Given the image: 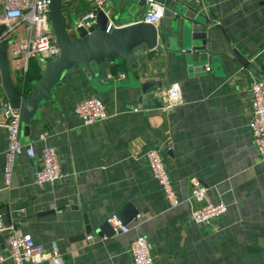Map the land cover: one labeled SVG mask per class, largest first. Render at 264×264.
Wrapping results in <instances>:
<instances>
[{
    "label": "crops",
    "instance_id": "0c3cea01",
    "mask_svg": "<svg viewBox=\"0 0 264 264\" xmlns=\"http://www.w3.org/2000/svg\"><path fill=\"white\" fill-rule=\"evenodd\" d=\"M176 1L210 26V60L190 63L164 42L146 51L135 70L121 59L101 63L98 81L110 87L104 104L108 119L90 125H83L73 109L86 98H98L97 90L81 69L66 73L51 102L39 108L28 136L20 127L21 143L32 146L34 157H17L8 188L3 179L6 130L0 127L1 221L29 234L35 244L47 247L55 241L64 264H132L128 248L137 236L147 240L153 264H264V164L248 128L249 87L259 77L231 56L235 50L255 69L264 67V0ZM117 2L109 0L110 12ZM91 8L90 0H62L68 30ZM145 10L131 23L140 21ZM30 61L24 72L20 58L10 59L15 85L43 73L41 60ZM119 74L126 78H108ZM147 83L148 93L158 98L178 85L182 103L169 112L143 108L140 87ZM2 103L0 123L5 120ZM44 148L55 149L63 177L39 188L35 174ZM150 149L162 155L181 200L175 208L167 206L151 176L145 160ZM192 179L206 189L207 201L225 205V214L206 225L192 223L187 202ZM126 204L138 213L122 220L129 232L98 236L99 226Z\"/></svg>",
    "mask_w": 264,
    "mask_h": 264
},
{
    "label": "built area",
    "instance_id": "2783aa9c",
    "mask_svg": "<svg viewBox=\"0 0 264 264\" xmlns=\"http://www.w3.org/2000/svg\"><path fill=\"white\" fill-rule=\"evenodd\" d=\"M92 8L81 15L72 25L68 33L74 37L78 30L91 31L99 12L109 17L107 8L109 0H90ZM50 0H0V26H4V33L0 34V42L8 43L10 58L23 61L24 72L27 63L31 59L41 60L43 65L47 60H55L60 50L55 42L54 33L48 21ZM164 7L156 3H149L144 14L143 21L156 26L163 19ZM115 26L108 20L105 28L110 33ZM73 34V35H72ZM14 37V39H12ZM11 38V41H10ZM209 69L207 68L206 71ZM264 75V74H263ZM108 78L121 81L125 74L117 76L108 75ZM1 91V88H0ZM250 92V120L248 128L251 134L253 146L264 164V80H253L249 87ZM162 111L169 112L182 103L181 92L176 84L170 85L159 97ZM140 107L134 109L139 111ZM1 112L5 120L0 127L6 130V147L4 152L3 179L6 188L15 168L18 156L25 154L28 158L34 157L31 145H23L20 140V115L12 110L6 103H2ZM74 114L83 125H90L108 119L104 104L98 98H86L77 103L73 109ZM45 134L40 139H45ZM146 164L152 178L162 191L165 203L172 209L180 205L179 199L169 178L159 151L150 149L145 154ZM42 165L35 174V184L39 188L49 183L60 180L63 177L57 153L54 148H44L41 151ZM192 186L191 197L187 200L190 205L191 221L195 225H206L212 220L222 216L226 212L223 203H210L207 201L206 189L196 179L190 181ZM192 201L200 204L192 208ZM139 216H137L138 218ZM105 223L114 234H127L129 227L116 215L108 217ZM0 235L2 236L4 252L0 251V264L10 261L13 264H64L58 244L51 241L47 247L35 244L31 236L13 225L5 226L0 217ZM91 236H87L90 240ZM132 264H153L150 247L143 236L135 237L128 248Z\"/></svg>",
    "mask_w": 264,
    "mask_h": 264
},
{
    "label": "water",
    "instance_id": "95a60500",
    "mask_svg": "<svg viewBox=\"0 0 264 264\" xmlns=\"http://www.w3.org/2000/svg\"><path fill=\"white\" fill-rule=\"evenodd\" d=\"M117 1L115 10L110 12L108 18L99 12L91 31L78 30L72 37L68 33L67 21L62 13V0H50L48 21L60 54L55 60L45 61L40 78L29 83L23 81L20 86L15 85L10 69L8 43L5 40L0 42V99L4 100L12 110L19 112L20 127L24 136H28L29 127L33 124L41 105L44 102H51L54 92L61 85L63 76L68 72L81 69L92 80L91 86L97 90L98 99L106 104L109 93L105 89L110 87L100 83L97 78L98 67L103 62L117 64L121 59L129 70H135L138 60L144 57L146 51L154 50L159 43L164 42L172 49L181 51L190 63L206 62L211 59L208 56L211 51L210 26H207L203 17L185 10L180 2L176 0ZM149 3L164 7L163 28L147 24L143 18L131 23L132 18L139 16L140 10H147ZM108 20L123 21L124 24H128L115 27L110 33H106ZM4 31V26H0V34ZM231 56L247 71L264 80V67L255 69L235 50L231 51ZM150 86L151 83L141 85L140 102L145 109L160 108V99L153 93H148ZM82 210L84 211V208ZM130 211L131 215H128ZM137 214L136 210L126 204L116 216L125 222ZM15 216L13 214V217ZM87 230L90 232L89 227ZM96 234L110 237L114 233L106 223H103ZM1 248H3L2 239H0Z\"/></svg>",
    "mask_w": 264,
    "mask_h": 264
},
{
    "label": "trees",
    "instance_id": "16d2710c",
    "mask_svg": "<svg viewBox=\"0 0 264 264\" xmlns=\"http://www.w3.org/2000/svg\"><path fill=\"white\" fill-rule=\"evenodd\" d=\"M27 78H28V77H27ZM32 78H34L35 80H37V79H39V78H40V75H36V77H32V76H30V75H29V78H28V80H29V79H32Z\"/></svg>",
    "mask_w": 264,
    "mask_h": 264
},
{
    "label": "rangeland",
    "instance_id": "374dc122",
    "mask_svg": "<svg viewBox=\"0 0 264 264\" xmlns=\"http://www.w3.org/2000/svg\"><path fill=\"white\" fill-rule=\"evenodd\" d=\"M75 22H76V19L73 21V23H75ZM12 39H14V37ZM9 58H10V55H9ZM10 59H12V58H10ZM36 60H38V59H31L30 62H35Z\"/></svg>",
    "mask_w": 264,
    "mask_h": 264
}]
</instances>
